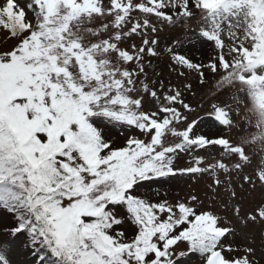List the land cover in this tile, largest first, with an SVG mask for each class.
<instances>
[{
    "label": "snow or ice",
    "instance_id": "1",
    "mask_svg": "<svg viewBox=\"0 0 264 264\" xmlns=\"http://www.w3.org/2000/svg\"><path fill=\"white\" fill-rule=\"evenodd\" d=\"M0 29V264H264V167L240 175L221 99L264 117V0H0Z\"/></svg>",
    "mask_w": 264,
    "mask_h": 264
},
{
    "label": "rangeland",
    "instance_id": "2",
    "mask_svg": "<svg viewBox=\"0 0 264 264\" xmlns=\"http://www.w3.org/2000/svg\"><path fill=\"white\" fill-rule=\"evenodd\" d=\"M19 2L21 5H23L26 0H19ZM243 27L244 25L241 24L235 29L236 33L239 34L241 39L243 38ZM10 42V40H7L3 37V30L0 29V48L7 47ZM225 43L228 44L229 41L226 40ZM206 47V45H201V37L199 35L198 26L195 22H193L191 28L186 30V35L184 37V48L194 49ZM196 54L198 57L200 56L199 51H197ZM155 73H161L167 80L179 82L176 78V73L170 72L169 68L167 67V62L163 60H161L154 71H150L149 74L150 76H154ZM190 79L195 83V75L191 76ZM233 92L237 93L240 97L239 106L234 109L238 115L235 116V124L229 128L228 131L225 130L224 134L229 135V137L234 142H239L241 140L244 142V151L247 153V158L250 160V163L244 166L240 175H251L255 173L257 168L264 167V117L260 115L258 109L252 101V98L245 90L241 89L239 84L235 85L229 91L223 93L221 99H227L230 93ZM198 102L203 104L201 115L207 120L213 119L214 117L208 115L210 112L209 104L204 103L199 95L192 100L194 105ZM205 131H207V127L205 128ZM213 131H215L214 128ZM212 155H215V153ZM206 183H208V180L205 178L202 179L198 184L195 182V180H187L176 182L174 189L172 186L168 187L170 190L174 191L173 198H175L184 196L188 192H198L203 195V193L206 191ZM261 197H264V187L258 185L255 191L252 192V200L249 201L246 207L253 206L256 200ZM20 259H24V257L21 256ZM28 259H31V257H28ZM195 259L196 257L193 255V259L189 261V264H195Z\"/></svg>",
    "mask_w": 264,
    "mask_h": 264
}]
</instances>
